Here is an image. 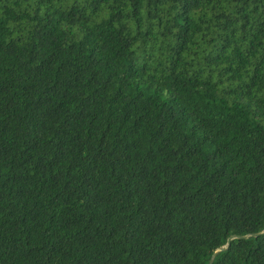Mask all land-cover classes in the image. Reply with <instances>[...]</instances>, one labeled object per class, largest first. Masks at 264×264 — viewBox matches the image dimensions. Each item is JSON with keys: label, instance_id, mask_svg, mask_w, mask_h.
<instances>
[{"label": "trees", "instance_id": "trees-1", "mask_svg": "<svg viewBox=\"0 0 264 264\" xmlns=\"http://www.w3.org/2000/svg\"><path fill=\"white\" fill-rule=\"evenodd\" d=\"M263 231L264 0H0V264H209Z\"/></svg>", "mask_w": 264, "mask_h": 264}, {"label": "water", "instance_id": "water-1", "mask_svg": "<svg viewBox=\"0 0 264 264\" xmlns=\"http://www.w3.org/2000/svg\"><path fill=\"white\" fill-rule=\"evenodd\" d=\"M262 234H264V231L263 232H259L258 234H255V235H245V236H232V237H230V238H228L227 239V243H226V245L224 246V247H221V248H219V249H217L215 252H214V254L211 256V258H210V260H209V264H213V260H214V258H215V256L218 254V253H220V252H224V251H226L230 246H231V243L233 242V241H235L236 239L237 240H246V239H248V238H254V239H256V238H258V236H260V235H262Z\"/></svg>", "mask_w": 264, "mask_h": 264}]
</instances>
